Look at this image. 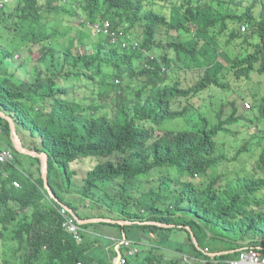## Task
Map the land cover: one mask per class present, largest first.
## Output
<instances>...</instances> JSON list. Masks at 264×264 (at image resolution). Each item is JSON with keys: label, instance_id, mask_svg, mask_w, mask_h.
Returning a JSON list of instances; mask_svg holds the SVG:
<instances>
[{"label": "trees", "instance_id": "1", "mask_svg": "<svg viewBox=\"0 0 264 264\" xmlns=\"http://www.w3.org/2000/svg\"><path fill=\"white\" fill-rule=\"evenodd\" d=\"M83 1L90 18L111 20L135 36L139 47H110L103 36L86 43L73 28L60 29L57 15L72 16V10L57 0H17L0 11V108L49 152V184L59 200L81 218L112 216L106 210L128 220L82 225L109 226L118 237L133 240L141 250L126 264H187L183 254L195 258L194 264H229L238 252L205 253L200 238L209 237L208 227L226 244L221 250L264 247V94L259 99L248 94L249 109L242 86L231 98L215 95L216 89L225 94L231 81H248L253 70L264 75V0H162L169 2L170 17L145 5L151 0ZM242 24L250 32H242ZM160 25L166 45L179 51L178 68L165 54L153 61L140 49L163 48L153 41ZM233 40L238 53L228 49ZM28 44L42 45L37 59H22L32 53ZM15 53L22 58L15 61ZM160 63L168 73H161ZM193 67L200 73L186 86L178 71ZM146 77L162 82L147 99L128 87L119 93L125 81ZM215 98H221L219 104ZM193 99L209 104L200 110ZM175 118H182L181 127L160 130ZM240 119L253 131L235 137L227 158L215 138L237 133L231 125ZM0 129L12 147L8 121L1 117ZM242 156L247 159L238 166ZM55 165L62 178L53 172ZM13 179L21 187H14ZM45 195L41 176L26 177L14 165L0 163V241L6 250L1 264H112L64 231L59 204ZM87 201L97 212L82 216ZM177 231L185 236L177 237Z\"/></svg>", "mask_w": 264, "mask_h": 264}, {"label": "clouds", "instance_id": "2", "mask_svg": "<svg viewBox=\"0 0 264 264\" xmlns=\"http://www.w3.org/2000/svg\"><path fill=\"white\" fill-rule=\"evenodd\" d=\"M13 1H17V0H0V11H2L4 8H6L7 7V4H10ZM41 1H44V0H41ZM57 1H59L60 3L65 4L66 10H67V7L69 5H71V8L70 9L72 10V16H70V15H68V16H69V19H70L69 20V25L71 24L72 26H69L68 29L73 28L76 32L79 33L80 37L82 35H84L85 39H83V40L86 43L91 42V40H93L95 37L103 36V37L109 39L108 44L110 45V47H116V48H119V49L125 50V51H129L131 48L135 49V48H138L139 47L138 41L136 40V37L135 36L132 37L131 34L125 33V31L121 27L120 28H115L114 25H113V22H111V20L105 19V18H101V17L95 18V19L90 18L89 17V12L87 13L85 11L84 7H83V3L85 1H83V0H57ZM147 5H148L149 8H152L151 5H155V2L153 0H151V3H149V4L147 3ZM154 11L158 15L162 14V13H160V12H158V11H156V10L153 9V12ZM59 14H65V13L60 12ZM170 16L171 15H169V17ZM57 21H60V20L57 18ZM8 23H10V19H8ZM73 24H75V26H73ZM61 26H64V27H61ZM65 27L67 28V21L66 22L64 21L63 24H60V29H65ZM240 30L242 32H246V31L250 32L248 30V28L246 27L245 24H242L240 26ZM167 39H168V36H167ZM153 41L155 43H157V41L162 42L164 44L163 48H159L158 50H153V51H148L147 49L140 48L141 51L143 53H145V55L149 56V58L151 60H153V61H157L159 59L160 55H164L165 54L166 55V58L168 59V62L178 68L179 62H178L177 57H178L179 51L176 50V48L174 46H168V45H166V42L167 41H166V36H165V28L164 27H161V25L160 26H156V33H155V37L153 38ZM234 43H236V42L234 41ZM1 45L4 47L5 42L2 41ZM41 46L42 45H36V46L32 45V47H31V45L28 44L25 49H28L29 47H31V48L37 47V49L40 51ZM1 53H2V51H0V54ZM26 54H24V56L22 58L19 53H15L14 60L17 61V60H19L21 58L22 59L27 58ZM39 55H40V53H39ZM39 55H38V57H39ZM146 67H148L149 70H152V71L154 69V67L151 64L150 65L149 64H146ZM160 70H161V73H164V74L169 72V68L165 64H162V63H160ZM195 70H196V73H197L196 75L197 76L192 77L191 80L186 81L185 78L182 77V73L183 72L190 71V72H193L194 73ZM180 71L181 72L183 71V72L181 73V72L178 71L177 76H178V78L186 86L192 85V82H195L196 81V79H197V77H198V75L200 73V69H197V68H194V67L192 69H183V70H180ZM253 72H256V73L259 74L258 71L253 70L251 73H253ZM251 73H250V77H249L248 81L249 82L251 80H253V82L258 81L256 79H253V77L251 76ZM259 75H260V78H261V74H259ZM171 76H172V78H175L176 77L174 73H171ZM115 82L117 84H119L120 83V80L119 79H116ZM161 86H162V82L159 81L158 79H155V78H147L146 77V79H144V80H142L140 82H137L136 80L133 81V82L125 81L124 84H121L120 87H118V89H119V93L120 92L123 93L124 88H127V87L128 88H131V89H134V91L141 90L140 98H142V99L145 100V99H147L154 92L155 89H157V88H159ZM256 88H259V86H257ZM256 88L255 87H246L245 88V85H244V87H241L239 89L242 94H244L243 93V90L244 89H248V93L245 94V95L247 96V98H249V100L244 101V108L249 109V108L252 107V101L250 100V99H252V97H250L248 94L255 93L256 94L255 95L256 98L259 99L262 96V94L264 93V87L261 90V92L259 90H257ZM235 94L236 93L234 91L233 92V95H235ZM219 95L220 96H223V100L226 99V95L224 94V92L223 93H219ZM138 98H139V96L134 95V94H130V99L137 100ZM247 101H250L251 103H249ZM195 102L198 104V101L197 100ZM175 108H177V107H175V106L172 105L171 109L173 111H176ZM192 110L193 109L189 110L187 113L193 112ZM0 111L3 112L5 115L10 116L12 118V120H13V122L15 124L16 132H17L18 136L20 137V139L22 140V143H23V145H24L25 148H28V149H31V150H36L38 152H46L47 155H48V159H49V152L47 150H44L43 149L42 143H41V141H40V139L38 137H36V136L35 137H31L30 136V132L28 130H26L25 127L22 124L17 123V120H16V118L14 117L13 114L8 113V112L2 110L1 108H0ZM175 119H177V118H175ZM180 119H182V118H180ZM168 120H173V119H168ZM8 124H9V122H8ZM9 129H10V124H9ZM20 129H25L27 132H19ZM174 129H176V128H174ZM249 129H253V127H250ZM170 130H173V129L171 128ZM0 131H1V129H0ZM220 134L221 133H219L216 136V138H215L217 140L218 144H219V149L222 151L223 155H225L227 158H230V156H227L226 153H225V151H224V143L225 142H223V141H221L219 139V137H224V134H222V136ZM10 140L12 142L11 133H10ZM234 140H235V138H234ZM234 140H233V146L230 147L231 150L234 148ZM28 145L31 146V147H29ZM225 147H226V143H225ZM16 152L18 154H23V153L18 152L15 149V147L13 145V142H12V147H11L7 143V141L2 140L0 138V163L1 164L14 165L16 167V169L20 173H22L23 175H25L27 177V176H29V172L26 173V171L21 166V163H17L16 157H17L18 154ZM23 155H26V156H28L31 159V162H27L28 163V166H31V167L36 162L35 160H32V159H34V158L35 159H38L36 157H32V156L27 155V154H23ZM48 159H47V161H48ZM38 164H39V169L38 170L33 169L32 170L33 172H30V173H33L35 177L41 176V178H42L40 160H39V163ZM4 176L6 178L10 177V173L5 171L4 172ZM42 180H43V178H42ZM16 182L18 183V185L15 184ZM48 183H49V178H48ZM12 184H13L14 187H17V188L21 187V182L18 179H13L12 180ZM43 185H44V188L46 190V195H45L46 199L54 200L60 206V208H58V213L61 216V227L64 229V231L66 233H68L75 240V242L77 244L85 243V244H88L91 248L94 247V245L100 244L101 241L99 239H97L96 237L93 236V234L99 235V232H96V233L90 232L91 231V228L84 229L82 227L83 224H89L90 222L89 223H81V222H79V220L74 217V215L70 212V210L68 208L60 205V202H61V203L65 204V205H67L69 208H71L68 204H66V203H64V202H62V201L59 200V198L57 197L56 193L54 192L52 186L49 184L50 188L53 190V193L57 197L58 201H56L49 194L48 190L45 187L44 181H43ZM87 206H89V202L88 201L86 202V207ZM62 209L65 210L66 214H68V216L73 219L75 225L78 227V236L81 238L80 241H78V239L74 236V234L71 233V232H69L66 229V227L63 225V223H64V216H63V214L61 212ZM72 212L76 216H78V218L80 220H85V219H90V218H95V217L111 218V219L120 220V219H117L113 214H109V215H112V216H102V215H98V216H92V217H88V218H84V217L81 218L73 209H72ZM92 223H101V222H92ZM105 223H109V222H105ZM111 224H116V223H111ZM161 224H163V223H161ZM100 227L102 228L104 226H100ZM98 229L100 230L99 227L98 228L95 227V230H98ZM109 229H112V228H109ZM113 231L115 232V230H113ZM101 233L103 234L102 231L100 232V235H101ZM104 234L107 235V236L110 235V234H107L105 232H104ZM110 237H112L111 239H112L113 242H112L111 247H106V250L109 253H112V250L115 252V256L113 258V262L111 260H108L112 264H119L120 259L123 258V257L125 258V263H123V264H126V260H127L128 257L135 256L139 252V248L140 247L137 244H135V242L133 240L127 239L124 234L119 239L118 238H114L113 236H110ZM126 240H129L131 242V245L130 246L124 245V241H126ZM261 247H263V246H261ZM132 248H136L137 251L135 253H133V254H130L128 251L131 250ZM199 248H200V246H199ZM241 248H244V247H241ZM241 248H237V250L234 249V251L235 252H238V255H239V251H240ZM44 249H46V246H44ZM0 250H1V253H0V264H1V261H2V259L4 257V252L6 251L5 248H4V245L2 244L1 241H0ZM204 251H205V253H208L209 255H211L213 257L214 256H220V255H213L212 254L213 252H218V251H210L209 252V249L208 248H205ZM220 251H223V250H220ZM94 252L96 253L95 256H102L103 257V255H101L99 252H97V251H94ZM184 255H186L187 257L191 258L192 259V262L194 264L195 258H193V257H191V256H189L187 254H183L182 255V258H183ZM238 255L235 258H233V259L227 260V262L229 264H231V261H234V260H237L238 259ZM183 260H184V258H183ZM184 262L187 263V264H189L185 260H184ZM76 264H81V262H77Z\"/></svg>", "mask_w": 264, "mask_h": 264}, {"label": "rangeland", "instance_id": "3", "mask_svg": "<svg viewBox=\"0 0 264 264\" xmlns=\"http://www.w3.org/2000/svg\"><path fill=\"white\" fill-rule=\"evenodd\" d=\"M158 1H160V2H155L154 1L155 2V5H151L152 8L154 10L160 12V13H165L167 15V17H169V15H170V7H169V4H168L169 2L168 1H162V0H158ZM145 5H147V4L145 3ZM170 6L172 8L177 7L175 3H171ZM70 8H71V5H69L67 7V10L70 9ZM258 11H259V8L257 7L256 8V12H258ZM175 15H174V17H175ZM57 18L60 20V21H58L60 24H63L64 21L65 22L67 21V29H68L69 26H72L71 24L69 25V20L70 19H69L68 14H66V13L65 14H59L57 16ZM73 26H75V24H73ZM61 27H64V26H61ZM12 36H13V34H12L11 30H10L9 31V37H12ZM234 41L235 40H233L231 42V45L229 46L228 49H229L230 52L238 53L240 51V48L234 46ZM39 53H41V52L37 49V47H34V48H32V53H27L26 56H27V58L29 60H33V59L35 60L38 57ZM196 74H197L196 73V70L194 71V73L193 72H190V71H186V72H183L182 73V77L185 78L186 81H189V80H191L192 77L197 76ZM251 76L253 77V79H256L258 81L253 82V80H251L250 82L249 81L244 82L242 80L240 83H235L234 81H231L230 87H228L227 89L224 90L225 91V94H226V98H231L232 95H233L234 90L237 89V87H239V86L244 87V85H245V88L246 87H255L256 88L257 86H259V88H256V89L261 92V90L264 87V75H261V78H260V75L258 73L253 72V73H251ZM231 79H232V75H230V80ZM243 93L244 94H247L248 93V89H244L243 90ZM215 95L216 96H220L217 89L215 90ZM220 99L221 98H215V100L213 102L215 104H219L220 103ZM193 101L195 102L196 100L193 99ZM205 102H208V101L206 100ZM247 102L251 103L250 101H247ZM204 103L202 102V103L198 104V107L200 108V110L202 109V106H203ZM205 104L207 105V104H209V102L208 103H205ZM239 107H241V106L239 105ZM180 121H181L180 118L173 119V120H166L163 124L160 125V130H164V129H168V128L169 129H171V128L172 129H174V128L177 129V128L181 127ZM247 126H250L249 123H246L243 119H240L238 122L233 123L231 125V128L233 130H236L237 133H232V136H230V134H231L230 133V134H227V135L225 134L224 137H219V139L221 141H223V142L226 143V147L224 148V151H225V153H226L227 156H230V154H232L231 153L232 150H231L230 147L233 146V140H234L235 137L241 138L244 135H247V134H249L250 132L253 131V129H249ZM19 132H27V131L25 129H20ZM221 132H224V131H221ZM0 138L2 140L7 141V135H6V133L3 132V131L2 132L0 131ZM17 157L20 160L21 166L26 171V173L33 172L32 171L33 169H36V170L39 169L38 162H35L32 167L31 166H28V163L27 162H31V159L28 156L23 155V154H18ZM245 159H247V157L246 156H242L241 157L242 162L241 163H238V166L241 165V164H243V162L245 161ZM248 163L249 164L251 163V160L250 159L248 160ZM84 169H86V167H84ZM53 172H56L55 175H58L60 173L59 174L60 175V178H62V176H64L62 168H59V166H57V165L54 166ZM61 174H62V176H61ZM82 176H83V173L81 171L80 177H82ZM96 212H97V210H96V208L94 206L86 207V208H83V209H81L79 211V213L82 216L92 215V213H96ZM103 212L110 214V212H108L106 210H103ZM94 216H98V215H94ZM95 227L96 228L99 227L103 231H105L106 228H110L108 226H104V227L101 228L100 226L96 225V226H91L92 230H94ZM203 227L205 229L206 226L203 225ZM206 230H209L208 232L205 231V233H208L209 234V237L208 236H203L204 234H200V235L203 236L200 239H201V242H202V244H203L204 247H208V249L211 250V251H220L222 248H225L226 247V244L224 242H222L219 239L213 238L215 236V234H216V232H215L214 229H212L211 227H208ZM176 235H177V237L179 236V238H182V237L185 236V234L182 233L181 231H177L176 232ZM93 236L96 237L97 239H99L101 241V243L98 244V245H94V247L91 248V251H97L101 255H103V257L105 259L111 260L113 262V258L115 256V252L112 250V253H109L106 250V247H111V245H112V242H113L112 239H111L112 237L105 235L104 232H103V234L101 233V235H100V233H99V235L93 234ZM171 237H175V234L173 233ZM119 238L120 237H118V239ZM152 238H156V236L152 234ZM139 251H140V248H139ZM0 253H1V250H0ZM145 253H147V251H145ZM140 255L142 256V254H140ZM154 255H156V256L159 255V253H158L157 250H154ZM165 255L168 256V257L170 256L169 254H165Z\"/></svg>", "mask_w": 264, "mask_h": 264}, {"label": "water", "instance_id": "4", "mask_svg": "<svg viewBox=\"0 0 264 264\" xmlns=\"http://www.w3.org/2000/svg\"><path fill=\"white\" fill-rule=\"evenodd\" d=\"M0 117L6 119L9 122V124H10V133H11L12 142H13V145H14L15 149L18 152H20V153L27 154V155H30L32 157H36V158H38L40 160V163H41V174H42V178H43L45 187L48 190L49 194L56 201H58L57 197L53 193V190L50 188L49 183H48V161H47L48 155H47V153L46 152H38L36 150H31V149L25 148L24 145H23V143H22V140L20 139V137L18 136V134L16 132L15 124H14L12 118L10 116L5 115L1 111H0ZM60 205L68 208L70 210V212L74 215V217L76 219H78L79 222H81V223H89V222L90 223H92V222H109V223H119V224H128L129 223L128 220H122V219L116 220V219L102 218V217H95V218L80 220L78 218V216H76L72 212V209L71 208H69L67 205H65V204H63L61 202H60ZM153 223H156L158 225L168 226L166 224H161V223H158V222H153ZM170 226H173V224L170 225ZM191 237H192L194 243L199 247L198 240H197V238H196V236H195V234L193 232H191ZM234 252H235L234 250H223V251L213 252L212 254L213 255H225V254L234 253Z\"/></svg>", "mask_w": 264, "mask_h": 264}, {"label": "built area", "instance_id": "5", "mask_svg": "<svg viewBox=\"0 0 264 264\" xmlns=\"http://www.w3.org/2000/svg\"><path fill=\"white\" fill-rule=\"evenodd\" d=\"M18 185V183H15ZM62 214L64 216V223L63 225L66 227V229L73 233L74 236L78 239V241L81 240V238L78 236V227L75 225L72 218L66 214L65 210L62 209ZM124 245L130 246L131 242L129 240L124 241ZM137 251L136 248H132L128 252L130 254H133ZM184 260L188 262L189 264H193L192 259L187 257L186 255L183 256ZM125 263V258H121L119 264ZM231 264H264V247L261 246H251V247H244L241 248L239 251L238 259L231 261Z\"/></svg>", "mask_w": 264, "mask_h": 264}, {"label": "crops", "instance_id": "6", "mask_svg": "<svg viewBox=\"0 0 264 264\" xmlns=\"http://www.w3.org/2000/svg\"><path fill=\"white\" fill-rule=\"evenodd\" d=\"M101 231H103V230L102 229L95 230V228H94V230H92V228H91L90 232H94V233L99 232L100 233ZM103 232L110 234L108 236H113L114 238H118V235L112 229L106 228V230Z\"/></svg>", "mask_w": 264, "mask_h": 264}]
</instances>
